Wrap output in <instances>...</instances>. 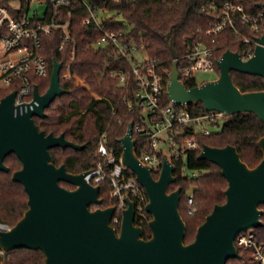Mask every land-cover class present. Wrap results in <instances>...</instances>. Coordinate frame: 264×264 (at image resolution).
<instances>
[{"label": "water", "instance_id": "water-1", "mask_svg": "<svg viewBox=\"0 0 264 264\" xmlns=\"http://www.w3.org/2000/svg\"><path fill=\"white\" fill-rule=\"evenodd\" d=\"M258 7L264 8V3ZM256 42L259 45L247 61L238 52H225L217 60L219 77L194 88L179 80L178 55L172 47L168 98L176 106L202 104L206 112L224 117L251 113L264 125V91L243 93L232 79L233 72L264 79V34ZM52 67L48 90L42 95L36 85L23 115L14 116L16 92L0 100V171L10 173L5 160L15 154L22 168L13 173L12 181L24 187L28 196L23 217L9 232H0V264L5 254L18 249L41 252L45 264H227L239 258L236 237L264 227L260 208L264 206V137L257 142L263 158L256 167L244 163L235 146H202L198 160L219 166L228 182L226 202L214 207L197 228L194 241L186 244L187 225L180 214L182 189L169 191L177 183V168L165 154L156 179L152 167L139 160L130 122L126 135L118 140L121 161L146 192V213L153 217L148 224L151 236L146 240L143 228L136 225L131 200L117 231L112 225L116 209L99 207L104 201L100 186L86 180L90 171L73 174L54 163L53 149L80 152L86 146L65 135L46 134L35 124L34 118L45 120L46 110L67 93L60 81L62 63L54 61Z\"/></svg>", "mask_w": 264, "mask_h": 264}, {"label": "trees", "instance_id": "trees-1", "mask_svg": "<svg viewBox=\"0 0 264 264\" xmlns=\"http://www.w3.org/2000/svg\"><path fill=\"white\" fill-rule=\"evenodd\" d=\"M10 0H0V5H7ZM89 5H96L99 9L106 8L110 18H105L103 26L114 31H128L130 39L137 42L143 40L149 47V54L153 60L164 67V80L172 70V47L179 57H182L200 38V28H206L210 23L218 21L223 6L228 1L242 5L249 13L262 11L264 0H85ZM64 9L57 23L64 21ZM71 12V41L65 45L63 51L56 47L60 44L62 33L54 30L52 35L43 37V53L50 67L49 76L35 82L42 95L50 86V77L53 70V62H61L64 65L70 63L73 73L86 83L93 94L101 97L94 99L87 88L75 84L74 80L62 81L65 95L46 110L45 120L35 119V124L40 131L57 137L65 135L66 139L77 144L85 145L83 150L74 151L67 149H53L52 155L57 167L65 165L73 174L93 169L97 159L95 157L97 144L102 135L107 136L108 147L115 150L116 155H122L123 150L118 140L126 135L130 122L136 123V116L128 112V105L121 99L122 91L117 83L110 78L109 71L117 66L118 61L110 55L106 49H93L94 44L102 32L93 26L84 24L87 18V8L83 1H77L69 9ZM52 15V12H50ZM126 25V26H125ZM127 27H130L128 29ZM241 28V26H239ZM245 36L255 38L249 29H240ZM231 29L218 36L215 42L206 40L209 46L217 47L216 59L231 50L238 52L246 58V50L254 51L253 45H243L236 41ZM75 51V59L69 62L71 53ZM219 72V69L216 70ZM235 85L243 93L264 91V79L251 75L232 73ZM192 87L195 84L191 85ZM10 91L0 92V100L8 96ZM109 101L117 107L116 114H112ZM59 106V107H58ZM190 111L196 116L208 114L202 104L190 106ZM225 122L218 132L211 135L198 134L188 137L198 143L197 150H188L184 160L177 165L175 176L177 183L170 187V192L178 188L182 189L180 214L187 225L185 243L194 241L196 230L205 221L217 204H224L226 198L224 191L228 182L222 176L219 166L207 161L198 160L203 145L224 148L226 146L237 147L242 161L249 167L260 164L263 155L257 142L264 137V125L251 113L223 117ZM217 124L216 119L213 125ZM218 125V124H217ZM137 140V154L141 155V148L147 145L145 138L135 135ZM5 165L10 173L0 171V222L14 227L28 210V196L24 187L12 181L13 173L22 168L18 157L13 154L5 160ZM192 172L193 176L184 175ZM195 175V176H194ZM157 179V176H155ZM62 187L75 189L67 183H61ZM193 192L194 204H188L189 192ZM111 188L107 182L100 185L99 197L104 203L101 208L112 206L109 201ZM99 207H92L95 210ZM195 210L194 215H189V210ZM264 210V206L260 207ZM148 221L141 225L144 230V238L150 239L148 224L153 218L146 215ZM264 223V217L262 218ZM115 229L119 231V226ZM257 235L264 243V227L258 228ZM4 264H45V256L41 252L18 249L5 254ZM250 257L249 252H240L239 260L244 261ZM232 261H229L230 264Z\"/></svg>", "mask_w": 264, "mask_h": 264}, {"label": "built area", "instance_id": "built-area-1", "mask_svg": "<svg viewBox=\"0 0 264 264\" xmlns=\"http://www.w3.org/2000/svg\"><path fill=\"white\" fill-rule=\"evenodd\" d=\"M77 1L81 0H10L7 5H0V92L10 91L8 95L16 92L14 116L27 112L28 104L34 98L35 82L49 76L50 67L43 53V37L60 29L61 41L56 47L59 52L71 41L72 16L69 9ZM82 1L88 13L84 24L94 25L102 32V36L91 48L106 49L118 61L117 66L110 69L109 76L122 91L121 99L128 105V112L136 116L137 121L132 129L134 137L141 136L148 143L141 148L139 160L144 166L152 167L154 177L158 178L163 169L165 154L177 168L176 164L184 160L188 150L199 149L195 137L190 138L188 134L192 132L193 136L211 135L212 132L207 127L213 125L215 119L224 116L217 112L196 116L190 111V106L174 105L168 98L169 81H165L163 77L165 69L150 57L147 44L143 40L137 42L130 39L128 31L105 28L103 15L108 13L107 9H99L96 5ZM42 5L45 7L42 16L37 12L30 16L32 8ZM64 9L67 10L64 21L57 23ZM221 11L218 21L210 23L205 29L200 28L204 38L197 40L186 54L177 59L179 80L188 88L200 86L195 80L196 73L215 72L218 68L217 47L209 46L206 40L211 39L213 43L218 36L231 29L236 41L245 46H254L253 53L246 50V58L242 57L247 61L259 45L256 39L264 34L263 7L258 13H249L242 5L228 1ZM239 26L249 29L255 38L245 36ZM74 59L75 51L71 53L69 62ZM62 67L61 82L74 80L77 86L82 85L91 92L89 86L73 73L70 63H62ZM206 83L208 82L203 84ZM192 84L195 86L192 87ZM91 95L96 100L101 99L96 94ZM108 102L112 114H116L117 107L113 102ZM198 127L200 129L197 131ZM161 144H166L168 153L158 149ZM95 151L97 161L86 180L95 187L105 182L109 184V201L112 204L110 207L116 209L113 227L119 226L120 229L122 214L128 209V200L135 203L136 225L141 227L148 221L146 207L149 200L144 188L135 175L122 164L121 156L118 157L115 150L108 147L106 134L102 135ZM188 204H194L193 194L188 196ZM194 214L195 210L191 208L189 215ZM11 229L8 224L0 222V232H9ZM235 245L239 258L240 252H249L250 257L244 261L237 258L230 264H264V243L260 241L256 229L239 234Z\"/></svg>", "mask_w": 264, "mask_h": 264}, {"label": "rangeland", "instance_id": "rangeland-1", "mask_svg": "<svg viewBox=\"0 0 264 264\" xmlns=\"http://www.w3.org/2000/svg\"><path fill=\"white\" fill-rule=\"evenodd\" d=\"M44 5L42 6H35L34 8H32V11H31V15L30 16H33L34 15V12H37L39 14V16H42L43 12H44ZM110 16H112V14H105L103 15V18H110ZM128 29H130V27H127ZM219 77V72L217 71H213V72H209V73H196V76H195V80L197 81V84L198 85H201L203 84L204 82H211L213 80H216L217 78ZM90 94H92V92H90ZM59 107V106H58ZM216 122L217 124H215L214 126L213 125H209L207 128L212 132V133H215V132H218L219 129L223 126L224 122H225V118H217L216 119ZM197 131L200 129L199 127L196 128ZM158 149L159 150H163L165 151V153H168L169 152V148H167L166 144L163 145H159L158 146ZM188 176L192 177L193 176V173L188 171L187 172ZM193 194L192 191L189 192V195Z\"/></svg>", "mask_w": 264, "mask_h": 264}]
</instances>
